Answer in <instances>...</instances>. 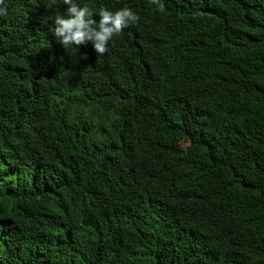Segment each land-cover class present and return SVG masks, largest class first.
I'll use <instances>...</instances> for the list:
<instances>
[{
    "label": "trees",
    "instance_id": "obj_1",
    "mask_svg": "<svg viewBox=\"0 0 264 264\" xmlns=\"http://www.w3.org/2000/svg\"><path fill=\"white\" fill-rule=\"evenodd\" d=\"M80 3L139 20L99 56L62 0L0 16V264H264V0Z\"/></svg>",
    "mask_w": 264,
    "mask_h": 264
},
{
    "label": "clouds",
    "instance_id": "obj_2",
    "mask_svg": "<svg viewBox=\"0 0 264 264\" xmlns=\"http://www.w3.org/2000/svg\"><path fill=\"white\" fill-rule=\"evenodd\" d=\"M152 3L157 6L158 11L164 10L163 0H152ZM62 4L66 6L63 12L51 17L52 21V34L54 35L57 43L63 48L70 47L78 48L85 43H90L95 52L102 56L109 51L110 42L114 37L121 34L125 29L131 25H135L139 17L128 7H122L115 11L106 7H101L98 12L99 20L97 22L94 16H97L92 9L88 6H82L80 0H62ZM5 0H0V16L7 15V8ZM229 101L235 107L240 104L229 98ZM247 108V106H246ZM248 115L245 119L253 123L255 114L248 108ZM188 197L189 205H194L198 202L201 205L202 198L190 195ZM187 233H183L185 236ZM182 238L179 237L178 240ZM196 247L204 249L208 252V246L205 244L203 238L196 244Z\"/></svg>",
    "mask_w": 264,
    "mask_h": 264
}]
</instances>
